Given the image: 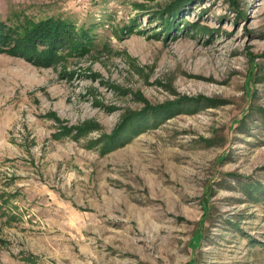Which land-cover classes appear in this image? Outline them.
I'll return each mask as SVG.
<instances>
[{"label":"rangeland","instance_id":"374dc122","mask_svg":"<svg viewBox=\"0 0 264 264\" xmlns=\"http://www.w3.org/2000/svg\"><path fill=\"white\" fill-rule=\"evenodd\" d=\"M177 1L0 0V264H264V0Z\"/></svg>","mask_w":264,"mask_h":264},{"label":"trees","instance_id":"16d2710c","mask_svg":"<svg viewBox=\"0 0 264 264\" xmlns=\"http://www.w3.org/2000/svg\"><path fill=\"white\" fill-rule=\"evenodd\" d=\"M180 1H184V0H179V1H177V2H175V3H173V5L171 6H168L167 7V12H168V16L170 17L169 19H167V21H165V28H166V30L169 32L171 29H169V26L170 25H172V22H173V19H175V10H176V8H177V6L179 5V2ZM183 3V2H182ZM174 5H177L176 7H174L173 8V6ZM181 5V4H180ZM171 17H173V18H171ZM172 20V21H171ZM46 25H48L49 24V22L48 23H45ZM44 25V24H43ZM40 26V25H39ZM38 26V27H39ZM50 27H52V28H49V31H48V33H50V34H52V31H53V33H55L56 34V32H58V29H57V25H49ZM169 29V30H168ZM74 36H76V38L74 39V44H73V46L76 48V51L75 52H79V53H82V52H85V51H87V49L91 46V44H92V40H91V35L89 34V32H88V30H82L80 33H76V35H74ZM0 42H1V40H0ZM46 46V45H45ZM47 47V46H46ZM48 47H49V45H48ZM47 47V48H48ZM48 49H51V48H48ZM11 50H13V49H6V48H1L0 49V51L2 52H5V51H7V52H10ZM51 53V52H50ZM78 54V53H77ZM52 58H54L53 56L52 57H48L47 59H40V60H38V61H41V62H44V63H48V62H46V61H50Z\"/></svg>","mask_w":264,"mask_h":264}]
</instances>
